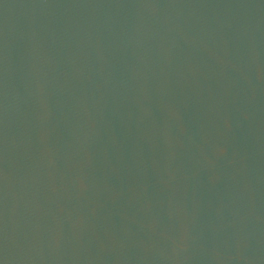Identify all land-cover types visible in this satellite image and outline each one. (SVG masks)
<instances>
[{"label": "water", "instance_id": "obj_1", "mask_svg": "<svg viewBox=\"0 0 264 264\" xmlns=\"http://www.w3.org/2000/svg\"><path fill=\"white\" fill-rule=\"evenodd\" d=\"M0 264H264V0H0Z\"/></svg>", "mask_w": 264, "mask_h": 264}]
</instances>
